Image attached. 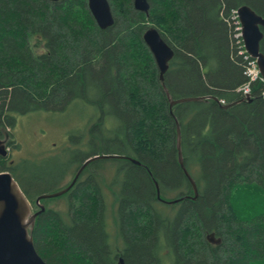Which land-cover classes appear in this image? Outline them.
I'll use <instances>...</instances> for the list:
<instances>
[{"label": "trees", "instance_id": "obj_1", "mask_svg": "<svg viewBox=\"0 0 264 264\" xmlns=\"http://www.w3.org/2000/svg\"><path fill=\"white\" fill-rule=\"evenodd\" d=\"M109 2L115 24L100 30L87 0H0V128L83 101L98 114L79 167L96 155L142 165L108 159L85 169L116 165L123 248L111 243L91 173L66 194L68 217L45 207L36 218L30 235L39 255L46 264H264V99L261 87L251 101L237 92L246 62L232 37L233 11L248 5L264 16V0H149V17L133 0ZM148 25L175 52L163 82L143 41ZM194 97L204 99L171 109V101ZM177 126L196 201L178 161ZM24 163L0 157V172L11 173L31 203L63 190L28 184ZM156 182L163 200L182 199L169 213L160 210ZM213 232L219 246L206 241Z\"/></svg>", "mask_w": 264, "mask_h": 264}, {"label": "rangeland", "instance_id": "obj_2", "mask_svg": "<svg viewBox=\"0 0 264 264\" xmlns=\"http://www.w3.org/2000/svg\"><path fill=\"white\" fill-rule=\"evenodd\" d=\"M147 27L149 29L154 26ZM97 114L94 106H88L83 101H75L66 110H43L19 115L15 128H0V131L6 130L9 140H16L9 148L8 166L26 161L24 171L28 172V176L33 177L30 179L32 183L28 184L45 190L49 189L51 192L64 189L78 174L83 155L89 153L93 147L89 127L96 120ZM17 146H19L18 150L15 149ZM79 160L80 163H78ZM104 167V169H98L97 166H91L89 171L84 172L82 181L87 180L93 173L95 181L99 182L100 193L107 207L106 220L108 232L112 236L111 243L123 248L116 224L118 193L119 188L121 189L118 183L116 185L114 183L118 172L113 163H108ZM17 184L19 185V182ZM71 201L70 195H63L59 198L47 199V203L41 204L46 209H53L64 217H68ZM160 207V210L166 213H169V209H173V206L164 203H161ZM31 210L33 213L40 211L33 203H31Z\"/></svg>", "mask_w": 264, "mask_h": 264}, {"label": "water", "instance_id": "obj_3", "mask_svg": "<svg viewBox=\"0 0 264 264\" xmlns=\"http://www.w3.org/2000/svg\"><path fill=\"white\" fill-rule=\"evenodd\" d=\"M49 1L60 2L61 0ZM133 4L137 12H142L149 17V0H133ZM88 6L91 15L95 19L100 30H106L114 26L115 17L113 16L112 5H110L109 0H88ZM237 12L239 14L240 22L243 25L245 48L250 56L254 60H257L260 72L264 76V53L260 49V44L264 40V16L259 15L248 5L241 6ZM143 41L154 57L155 63L160 71L161 81L163 82L164 75L168 72L170 67L169 62L174 58L175 52L171 46L162 39L160 32L155 27L146 30L143 35ZM203 99L204 98L194 97L171 101V109L182 103H190ZM245 100L251 101L249 98H246ZM229 107L230 106H225V108ZM177 128L178 161L192 185L195 194L193 200L196 201L199 196V191L194 178L191 177L184 165L181 128H179V126H177ZM5 144V141L0 140L1 158L9 157V151L5 148ZM108 159H127L132 164H141V162L137 159L133 160L123 156L96 155V157L91 158L84 163L83 167L71 182V186L57 193H47L46 195L39 196L36 203L39 206L40 211L35 212V214L31 210L29 199L26 198L22 188H20V185L17 184L12 174L9 172L7 173V171L0 172V264H46V262L39 255L37 248H35L34 239L30 235V230L34 227L36 218L46 212L45 207L41 204V201L59 198L60 196L69 193V191H71V189L76 185V182L80 175L84 172L83 169L85 167L97 160ZM156 192L158 200L164 204L173 205L182 201V199H176L173 201L163 200L157 182ZM206 241H208L211 245L216 246H219L222 243V240L217 238L214 232L206 235ZM118 264H126L124 258H120Z\"/></svg>", "mask_w": 264, "mask_h": 264}, {"label": "built area", "instance_id": "obj_4", "mask_svg": "<svg viewBox=\"0 0 264 264\" xmlns=\"http://www.w3.org/2000/svg\"><path fill=\"white\" fill-rule=\"evenodd\" d=\"M233 13L235 14L232 17L233 25L237 26L235 47L238 50L239 55L243 57L244 61L246 62L243 73V75H245L246 81L237 89V92L242 94L241 97L252 96L255 93L257 87L264 89V77L260 73L258 62L252 59L245 49L243 26L240 23L238 12L233 11ZM222 103L225 102L222 101Z\"/></svg>", "mask_w": 264, "mask_h": 264}, {"label": "bare ground", "instance_id": "obj_5", "mask_svg": "<svg viewBox=\"0 0 264 264\" xmlns=\"http://www.w3.org/2000/svg\"><path fill=\"white\" fill-rule=\"evenodd\" d=\"M88 1V0H87ZM115 13V12H114ZM235 14L233 13V16H234ZM232 16V17H233ZM116 17V16H115ZM233 21V20H232ZM230 24V23H229ZM233 25V24H232ZM236 33H237V26L236 25H233V31H232V37H233V44L235 45V43H236V37H235V35H236ZM240 56V55H239ZM242 59H243V57H242ZM246 64V63H245ZM261 97L264 99V89L263 88H261ZM241 94V93H240ZM235 95V94H234ZM242 95V94H241ZM251 97L252 96H245V97H243L244 99H246V98H249L250 100H251ZM225 102V101H224ZM222 104H226V102L225 103H222ZM129 161V160H128ZM125 165V164H124ZM127 165V164H126ZM119 211V210H118ZM160 213V212H159ZM108 216V215H107ZM118 216V215H117ZM119 217V216H118ZM105 218H106V216H105ZM107 225V224H106ZM163 226V225H162ZM162 226H161V228H162ZM165 227V226H164ZM157 230H158V228H157ZM165 230V229H164ZM165 232V231H164ZM107 233V232H106ZM124 235V234H123ZM217 235V234H216ZM112 237V236H111ZM114 237V236H113ZM121 237V236H120ZM218 238V237H217ZM113 239V238H112ZM117 240V239H116ZM121 240H123V239H121ZM222 240V239H221ZM223 241V240H222ZM114 242V241H113ZM123 242V241H122ZM125 242V241H124ZM125 247V246H124ZM160 261H161V259H159ZM159 261V262H160Z\"/></svg>", "mask_w": 264, "mask_h": 264}, {"label": "flooded vegetation", "instance_id": "obj_6", "mask_svg": "<svg viewBox=\"0 0 264 264\" xmlns=\"http://www.w3.org/2000/svg\"><path fill=\"white\" fill-rule=\"evenodd\" d=\"M6 132V130L5 129H3V131H0V139H4L3 141H5V142H7L8 140H9V135H7V132ZM10 163H12L11 161H10ZM84 165V164H83ZM89 166V165H88ZM138 166H142L141 164L140 165H138ZM80 169H81V167L78 169L79 171H80ZM85 169H86V167L83 169L84 170V172H85ZM84 172L80 175V177H79V179L77 180V182H76V185H78V184H83L84 183V181H82V176H83V174H84ZM77 175V174H76ZM76 177V176H75ZM74 177V178H75ZM74 180V179H73ZM72 180V181H73ZM86 181V180H85ZM75 185V186H76ZM75 186L73 187V188H75ZM72 188V189H73ZM71 189V190H72ZM35 214V213H34ZM122 253L120 252V255H121Z\"/></svg>", "mask_w": 264, "mask_h": 264}]
</instances>
